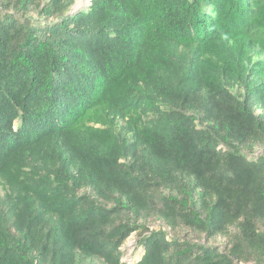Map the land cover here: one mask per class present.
I'll return each mask as SVG.
<instances>
[{
  "label": "trees",
  "instance_id": "obj_1",
  "mask_svg": "<svg viewBox=\"0 0 264 264\" xmlns=\"http://www.w3.org/2000/svg\"><path fill=\"white\" fill-rule=\"evenodd\" d=\"M76 1L0 0V264H264V0Z\"/></svg>",
  "mask_w": 264,
  "mask_h": 264
},
{
  "label": "rangeland",
  "instance_id": "obj_2",
  "mask_svg": "<svg viewBox=\"0 0 264 264\" xmlns=\"http://www.w3.org/2000/svg\"><path fill=\"white\" fill-rule=\"evenodd\" d=\"M80 2L81 6L80 7H76L77 3ZM90 0H77L74 5L71 7V11L75 12V11H79L82 9H86L89 6ZM262 111L261 110H256V114H261ZM264 115V114H263ZM155 229H157V226L153 227ZM184 234H186L184 232ZM183 234V235H184ZM181 235V236H183ZM190 238H194V236H189ZM136 242H137V237H135V235L130 236L126 242L124 243L122 250L124 252V257H123V261L128 262L129 264H136L138 262V260L141 257L142 254V250L138 249V247L136 246ZM194 242H198L200 244H208V245H214V246H218L219 248H222L225 246V240L224 239H217V240H205L204 238L200 239V240H194Z\"/></svg>",
  "mask_w": 264,
  "mask_h": 264
},
{
  "label": "bare ground",
  "instance_id": "obj_3",
  "mask_svg": "<svg viewBox=\"0 0 264 264\" xmlns=\"http://www.w3.org/2000/svg\"><path fill=\"white\" fill-rule=\"evenodd\" d=\"M81 6V3L80 2H78L77 3V5H76V7H80Z\"/></svg>",
  "mask_w": 264,
  "mask_h": 264
}]
</instances>
